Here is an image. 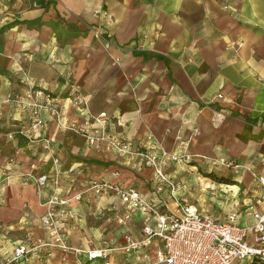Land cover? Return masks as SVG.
<instances>
[{"label":"crops","instance_id":"1","mask_svg":"<svg viewBox=\"0 0 264 264\" xmlns=\"http://www.w3.org/2000/svg\"><path fill=\"white\" fill-rule=\"evenodd\" d=\"M99 9L106 13L104 22L93 16ZM90 28L103 31L108 53L101 47L97 55L94 44L95 51L83 55L82 44L92 43L91 36L85 41L80 34ZM16 65L25 67L31 84L49 94L71 119L82 122L89 114L106 112L112 133L135 145L151 133L168 151L176 148L177 135L198 129L192 153L235 159L264 176V0H0V102L27 91ZM75 87L88 99L87 109L74 103ZM45 119L42 134L55 142L53 156L23 137L11 139L27 113L2 106L0 262L30 231L48 237L40 218L52 189L40 198L35 186L20 176L34 172L51 178L59 174L60 193L76 215L64 225L71 246L116 248L110 253L113 264H141L142 251L128 255L118 248L127 234L141 235L144 214L131 215L120 225L117 217L125 209L114 194H89L82 201L74 197L100 179L151 199V170H132L114 153L59 129L49 115ZM199 168L200 175L177 163L169 169L175 180L189 185V203L205 216L224 220L236 215L240 225H252L246 211L261 192L251 173L235 177L239 186H229L205 177L209 170ZM226 173L234 179L229 171L218 174ZM168 203L175 210L173 200ZM147 250L154 258V248ZM53 261L83 264L74 255Z\"/></svg>","mask_w":264,"mask_h":264},{"label":"built area","instance_id":"2","mask_svg":"<svg viewBox=\"0 0 264 264\" xmlns=\"http://www.w3.org/2000/svg\"><path fill=\"white\" fill-rule=\"evenodd\" d=\"M16 67L20 69V73L22 72L27 91L23 94L8 95L0 102V114L2 106L10 104L15 109L26 112L27 121L15 133L9 135L11 139L16 135L23 137L33 144L42 146L47 155L53 156L56 150L55 142L42 134L47 126L45 116L49 115L56 121L59 129L84 137L87 145L91 147L114 153L124 166L136 171L151 170V191L157 200L155 197L145 198L132 187L100 179L91 180L88 187L74 197V200L82 201L89 194L97 198L114 194L121 200L125 209L123 216L117 217L120 225H126L131 215L144 214L141 235L135 237L127 234L118 250L128 255L142 251L141 264H264L263 175L235 159L210 158L192 153L191 145L198 129L188 135H177L176 148L168 151L151 133L146 136L144 142L136 145L123 134L112 133L109 130L110 116L106 112L97 115L88 113V117L82 122L75 118L71 119L65 110L53 104L49 94L31 84L25 67L21 65ZM72 93L76 96L74 103L83 104L87 109L88 99L79 94V88H72ZM54 162L59 167V159L55 158ZM174 163L186 166L198 175L201 174L200 165L217 174L232 172L235 177L245 172L251 173L256 189L261 192L255 205L246 211L253 224L240 225L236 215L219 220L200 213L189 203L186 196L190 189L189 185L171 176L169 169ZM20 176L35 186L40 198L44 196L48 187L52 189L51 195L43 204L47 211L40 218L48 237L37 236L30 231L25 240L20 242L0 264H55L53 261L55 257L60 256L62 261H67L69 255H74L78 262L83 264L97 260H102V264H113L110 253L116 248L83 249L69 244L64 225L73 222L76 215L70 200L63 198L60 193L59 174L56 173L52 178L48 174L34 172ZM171 200L175 204V210L168 207ZM150 247L155 250L154 258L147 250Z\"/></svg>","mask_w":264,"mask_h":264},{"label":"rangeland","instance_id":"3","mask_svg":"<svg viewBox=\"0 0 264 264\" xmlns=\"http://www.w3.org/2000/svg\"><path fill=\"white\" fill-rule=\"evenodd\" d=\"M105 15H106V13L103 11V9H99L93 14L95 19H102L103 20L102 22H104ZM81 27H83V25H81ZM83 31H85L86 33H81L80 34L81 38L85 39V41H86L88 39V36H91V43H92L91 46L89 44H82L81 47H82L83 55H89L90 50H91V52H94L95 51L93 49L94 44H95L96 49H97V55H99V52H100L99 48H101V47L104 49L102 51H105L106 53L109 52V50H110L109 49L110 47H108L109 43L103 39V31L100 28H97V29L96 28H90L89 30H83ZM202 178H204V177H202ZM224 178L231 180V179H233V176L226 173ZM234 179H235V176H234ZM206 181L207 180H204L203 183H205ZM214 182H216V181H214ZM216 183L229 185V186H236V185L239 186L240 185V183L237 180L235 182L236 183L235 185L227 184V183H220L218 181Z\"/></svg>","mask_w":264,"mask_h":264},{"label":"trees","instance_id":"4","mask_svg":"<svg viewBox=\"0 0 264 264\" xmlns=\"http://www.w3.org/2000/svg\"><path fill=\"white\" fill-rule=\"evenodd\" d=\"M106 38V37H104ZM108 40V38H106ZM206 177L208 178H211L213 179L214 181H218L220 183H227V184H232V185H235L236 183V180L235 179H227V178H224L225 175H220V174H217V173H214V172H207V173H204Z\"/></svg>","mask_w":264,"mask_h":264}]
</instances>
